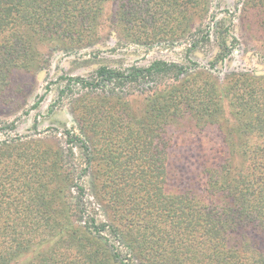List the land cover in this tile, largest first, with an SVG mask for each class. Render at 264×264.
Instances as JSON below:
<instances>
[{"label": "trees", "instance_id": "16d2710c", "mask_svg": "<svg viewBox=\"0 0 264 264\" xmlns=\"http://www.w3.org/2000/svg\"><path fill=\"white\" fill-rule=\"evenodd\" d=\"M208 2L0 0V94L14 71L43 67V49L98 45L106 31L137 44L191 36L188 64L62 76L57 101L74 86L91 94L74 105L80 134L62 130L67 146L57 128L0 140V264H264V73L213 75L233 47L227 27L208 68L192 60L210 41V29L192 31ZM134 86L145 93L140 109L124 93ZM184 118L220 125L225 148L198 186L169 192V126ZM88 175L106 219L89 207Z\"/></svg>", "mask_w": 264, "mask_h": 264}, {"label": "rangeland", "instance_id": "374dc122", "mask_svg": "<svg viewBox=\"0 0 264 264\" xmlns=\"http://www.w3.org/2000/svg\"><path fill=\"white\" fill-rule=\"evenodd\" d=\"M208 10L199 23L200 27L192 31L200 34L201 29H210V41H202L199 48L189 54L192 60L208 68L219 52L218 44L227 27L228 41L233 39L232 36L235 39L230 43L233 47L226 59L212 69L213 75L222 79L232 70L264 73V3L209 0ZM190 38V34L186 33L178 39L137 44L120 40L115 33L106 31L98 45L77 47L73 51L43 49L47 59L43 67L34 71H14L8 87L0 94V128L12 121L16 123L14 131L0 130V140L14 135L41 137L53 133L52 128H57L61 143L67 146L62 130L67 127L80 134L74 105L80 99L88 100L91 94L74 86L72 92L65 90L62 99L57 101L59 91L66 88L67 81L62 76H90L103 64L120 68L130 64L147 65L154 59L188 64ZM124 93L130 95L135 108H141L145 97L141 88H126ZM37 102L39 104L35 105ZM51 108L54 111L51 112ZM169 131L172 135L167 162V190L177 192L193 184L198 186L204 178L201 173L203 168L219 163L223 156V129L218 124L199 126L193 120L184 118L172 122ZM75 153L77 163L85 166L81 152L75 149ZM91 178L88 175L81 180L90 191L89 207L92 206L91 211L99 218L106 219L104 209L91 193Z\"/></svg>", "mask_w": 264, "mask_h": 264}]
</instances>
